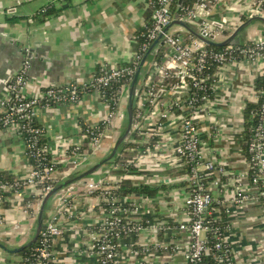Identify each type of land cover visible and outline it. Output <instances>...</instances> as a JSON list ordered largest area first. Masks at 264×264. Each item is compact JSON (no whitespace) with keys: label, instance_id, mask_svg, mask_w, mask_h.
Segmentation results:
<instances>
[{"label":"built area","instance_id":"obj_1","mask_svg":"<svg viewBox=\"0 0 264 264\" xmlns=\"http://www.w3.org/2000/svg\"><path fill=\"white\" fill-rule=\"evenodd\" d=\"M223 2L194 0L191 5H183L179 0H143L151 17L136 37L138 50L128 64L103 65L89 80L49 86L42 97L26 93L31 61L25 58L8 82L1 101L0 134L11 131L22 139L23 154L29 165L23 175L11 180L0 178V202L6 196L18 199L19 209L33 225L43 199L58 183L95 164L111 150V142L114 143L126 121L130 84L149 49L162 37L147 60L137 90L134 123L127 142L129 148L126 147L136 156L127 162L124 170L141 166L136 161L139 155L141 159L152 151L163 154L165 166L158 168L166 171L176 168L186 177L183 203L187 219L178 225V230L190 235L185 253L187 263L238 264L235 249L227 241L231 231L227 216L231 208L251 200H258L264 211V90H256L254 95L260 109L258 123L250 130L247 141L249 172L245 175L238 178L229 175L224 165L206 159L201 120L212 115L213 93L217 89L214 71L232 64L263 60L264 36L244 45L214 50L184 27L172 25L186 23L202 37L221 43L241 25L235 26L225 22L224 17H217L216 8ZM250 3L251 13L243 21L264 18V0H250ZM159 56H162L161 61H158ZM89 94L101 101L104 115L98 122H85L80 126V140L64 142L51 152L44 141L45 129L37 123L38 108L50 110L77 105L83 95ZM217 132L218 129L211 126V133ZM118 170L122 167L112 163L97 178L58 194L57 206L34 249V262L22 258L15 264H54V240L63 235L61 222L72 218L70 202L79 196L96 198L100 207V222L88 244L95 264H116L119 242L126 236L159 233L160 228L148 227L138 219L142 208L135 196L120 195L121 186L109 179L110 174ZM211 176H216V180L209 187L206 181ZM244 181L248 182V187L242 184ZM228 187L234 188L232 197L220 199L213 192L217 189L223 193ZM219 212H224V216ZM4 225L5 220L0 216V227Z\"/></svg>","mask_w":264,"mask_h":264},{"label":"crops","instance_id":"obj_2","mask_svg":"<svg viewBox=\"0 0 264 264\" xmlns=\"http://www.w3.org/2000/svg\"><path fill=\"white\" fill-rule=\"evenodd\" d=\"M250 7V0H224L216 8V15L236 26L245 22ZM150 17V9L143 0H0V111L7 84L24 58L31 61L26 93L42 97L49 86L89 80L103 65L128 64L138 50L136 37ZM263 36L262 24L256 23L238 37L237 43L244 45ZM262 76L264 59L215 70L217 89L213 93L212 115L201 120L206 159L224 165L229 175L237 178L249 172L244 142L245 112L247 104L256 102L255 86ZM104 112L97 96L89 94L83 95L77 105L50 110L39 107L37 123L45 129L44 141L54 152L64 142L80 140V126L98 122ZM211 126L218 129L216 134L211 133ZM23 149L24 143L18 135L11 131L0 134V175L25 174L29 163ZM153 153L141 159L140 155L137 157L141 166L133 169L138 174L124 176L117 171L110 174L109 179L117 186L130 181L136 189L133 196L142 208L138 219L148 227L161 229L157 234L124 237L119 242L116 264H188L185 253L190 235L178 230V225L187 219L183 203L186 177L176 168L160 170L159 165L165 166L164 156ZM214 180L216 176H211L206 184L211 187ZM242 184L248 187L247 181ZM213 192L223 199L232 197L234 188L228 187L223 193L213 189ZM57 203L55 198L51 200L47 220ZM70 204L72 218L62 220L64 233L53 243L54 264H95L88 244L101 218L97 199L79 196ZM220 214L224 216V212ZM0 216L5 220L4 228L0 227V241L9 249H16L30 239L34 222L30 225L31 220L19 209L18 199L6 196L0 202ZM227 220L231 225L227 241L235 249L237 263L264 264L261 203L251 200L231 208ZM21 259L18 253L0 249V264H15Z\"/></svg>","mask_w":264,"mask_h":264},{"label":"water","instance_id":"obj_3","mask_svg":"<svg viewBox=\"0 0 264 264\" xmlns=\"http://www.w3.org/2000/svg\"><path fill=\"white\" fill-rule=\"evenodd\" d=\"M183 0H179V4L182 3ZM256 23H261L264 27V18L262 17H253L248 19L246 22L241 24L234 33H232L225 41L221 43L213 42L207 38L202 37L200 34H198L195 30H193L189 25L183 22H174L172 25H179L184 27L188 32L193 34L196 38L201 40L202 42L208 44L209 46H217V47H226L230 45H239L237 43L238 37L250 26ZM168 30V29H167ZM227 35L228 33L225 32ZM162 37L158 38V40L152 45V47L149 49L148 53L142 60L138 71L132 80L129 91H128V103L126 107V121L114 141L111 150L102 156L95 164L91 165L90 167L83 169L81 171H78L76 173L70 174L68 177L64 178L60 183H58L54 189L43 199L41 207L39 209V212L37 214L36 220L34 221V226L32 227V236L30 239L23 244L22 246L16 248V249H9L3 242L0 241V249L8 252V253H19L23 251L24 249L30 248L33 245H35L44 230V227L47 223V210L48 206L58 194L61 192L69 189L70 187L75 186L76 184H79L80 182H83L84 184L87 183L88 180L97 178L100 173H102L105 169L110 167L112 165V162L122 154L123 150H125L127 146V142L131 136L133 123H134V110H135V98L137 95V90L140 84V81L142 77L145 74V66L147 64V60L151 53L154 51V49L158 46L159 42L161 41ZM25 59V58H24ZM23 59V60H24ZM16 73V72H15ZM111 163V164H110Z\"/></svg>","mask_w":264,"mask_h":264},{"label":"trees","instance_id":"obj_4","mask_svg":"<svg viewBox=\"0 0 264 264\" xmlns=\"http://www.w3.org/2000/svg\"><path fill=\"white\" fill-rule=\"evenodd\" d=\"M194 2V0H183L182 3L183 5H191ZM212 49L214 50H220L223 47H217V46H211ZM162 56H159L158 61H161ZM256 90H264V76L260 77L257 82H256ZM260 109V102L259 103H251V104H247V108H246V112H245V118H246V128L244 130V142L247 143L249 135H250V130L255 128L257 123H258V112ZM127 148H129L128 146H126ZM127 148H125V150H123L122 154L120 156H118L112 163L113 164H117L119 166L122 167V170L117 171L116 173L119 175H124V176H131V175H135L138 174L139 172L133 168H127L126 170H124V168H126V164L128 161L132 160L135 156V153L133 152H129L127 150ZM246 150V155L248 156V146L246 144L245 147ZM111 164V163H110ZM60 170H63L62 168H60ZM1 179H5V180H11L12 177L11 176H6V175H0ZM121 185V189L119 191V194L122 196L125 195H132L133 193H135L136 189H134L132 187V185L130 184V181H122L120 183ZM146 190H144L145 192ZM39 240V239H38ZM39 244V242L37 241V243L35 245H33L30 248L24 249L23 251L19 252L18 255H20L22 258H30V262H34L33 259V253H34V249L36 248V246Z\"/></svg>","mask_w":264,"mask_h":264},{"label":"rangeland","instance_id":"obj_5","mask_svg":"<svg viewBox=\"0 0 264 264\" xmlns=\"http://www.w3.org/2000/svg\"><path fill=\"white\" fill-rule=\"evenodd\" d=\"M264 28V27H263Z\"/></svg>","mask_w":264,"mask_h":264}]
</instances>
